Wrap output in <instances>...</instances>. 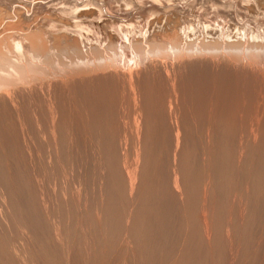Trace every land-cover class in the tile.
Listing matches in <instances>:
<instances>
[{
	"label": "rangeland",
	"instance_id": "rangeland-1",
	"mask_svg": "<svg viewBox=\"0 0 264 264\" xmlns=\"http://www.w3.org/2000/svg\"><path fill=\"white\" fill-rule=\"evenodd\" d=\"M254 1L0 0V264H264ZM120 67L141 68L136 96L99 74ZM126 164H140L133 189Z\"/></svg>",
	"mask_w": 264,
	"mask_h": 264
},
{
	"label": "bare ground",
	"instance_id": "bare-ground-1",
	"mask_svg": "<svg viewBox=\"0 0 264 264\" xmlns=\"http://www.w3.org/2000/svg\"><path fill=\"white\" fill-rule=\"evenodd\" d=\"M243 1H244V0H243ZM255 1H256V0H255ZM255 1H254V2H255ZM77 2H78V1H77ZM97 2H98V1H97ZM79 3H80V2H79ZM90 3H91V2H89V4H90ZM251 3H252V2H251ZM43 4H44V3H43ZM51 4H52V3H51ZM86 4H88V3H86ZM51 6H52V5H51ZM69 6H70V5H69ZM65 7H66V6H65ZM73 7H74V5H73ZM92 7H93V6H92ZM96 7H97V6H96ZM259 7H260V6H259ZM84 8H85V7H84ZM159 8H160V7H159ZM72 9H73V8H72ZM46 10H47V9H46ZM75 10H77V6L75 7ZM75 10H73V13H75V12H74ZM104 10H105V9H104ZM104 10H103V11H104ZM103 11H102V12H103ZM69 12H70V11H69ZM99 14H100V13H99ZM106 14H107V13H106ZM48 15H49V13H48ZM102 15H104V14H102ZM76 16H77V14H76ZM99 17H101V16H99ZM37 20H38V19H37ZM43 20H44V19H43ZM72 20H73V19H72ZM148 20H149V19H148ZM205 21H206V20H205ZM97 24H98V23H97ZM144 24H145V23H144ZM208 24H209V23H208ZM156 25H157V24H156ZM50 26H51V25H50ZM69 26H70V25H69ZM81 26H83V25H81ZM96 26H97V25H96ZM159 26H160V25H159ZM186 26H187V25H186ZM167 27H169V25H168ZM205 27H206V26H205ZM210 27H211V26H210ZM45 28H46V27H45ZM153 28H154V27H153ZM227 28H228V27H227ZM47 29H48V28H47ZM62 29H63V28H62ZM73 29H74V28H73ZM89 29H90V28H89ZM102 29H103V28H102ZM117 29H118V28H117ZM184 29H185V28H184ZM186 29H187V28H186ZM207 29H208V28H207ZM207 29H206V30H207ZM235 29H236V28H235ZM4 30H5V29H4ZM42 30H43V29H42ZM57 30H58V29H57ZM67 30H69V32H70V28H68ZM67 30H66V31H67ZM98 30H99V29H98ZM146 30H147V29H146ZM193 30H194V29H193ZM195 30H196V29H195ZM230 30H231V29H230ZM2 31H3V30H2ZM33 31H34V30H33ZM44 31H46V30H44ZM44 31H43V32H44ZM55 31H56V30H55ZM59 31H60V30H59ZM59 31H58V32H59ZM71 31H72V30H71ZM142 31H145V30H142ZM142 31H141V32H142ZM201 31H203V30H201ZM210 31H211V30H210ZM7 32H8V31H7ZM38 32H39V30H38ZM63 32H64V31H63ZM91 32H92V31H91ZM94 32H95V31H94ZM176 32H177V31H176ZM187 32H188V31H187ZM194 32H195V31H194ZM34 33H37V31H35ZM39 33H40V32H39ZM41 33H42V32H41ZM41 33H40V34H41ZM115 33H116V32H115ZM132 33H133V32H132ZM158 33H159V32H158ZM167 33H168V32H167ZM167 33H165V34H167ZM170 33H171V32H170ZM239 33H240V32H239ZM27 34H28V33H27ZM43 34H44V33H43ZM43 34H42V35H43ZM154 34H155V33H154ZM163 34H164V33H163ZM184 34H185V33H184ZM198 34H199V33H198ZM202 34H203V33H202ZM0 35H1V34H0ZM38 35H39V34H38ZM179 35H181V34H180V33H176V34L174 33L172 37H169L168 41H167V39L164 40V41H162L163 39H162V40L160 39V40H161L162 42H166L164 45H166V44L168 43V44H167V45H169L168 47H170V45H171V46H172L171 49H172V48H175V49H176V48H177L176 45L178 44V40H179V39H178V36H179ZM196 35H197V34H196ZM229 35H230V34H229ZM238 35H239V34H238ZM244 35H245V33H244ZM15 36H16V35H15ZM24 36H25V35H24ZM40 36H41V35H40ZM83 36H84V35H83ZM101 36H102V35H101ZM145 36H146V35H145ZM165 36H166V35H165ZM187 36H188V35H187ZM205 36H206V35H205ZM219 36H220V35H219ZM9 37H10V36H9ZM29 37H31V36H29ZM41 37H42V36H41ZM41 37H40V38H41ZM53 37H54V36H53ZM166 37H167V36H166ZM183 37H184V35H183ZM199 37H200V36H199ZM241 37H242V36H241ZM260 37H261V36H260ZM38 38H39V37H38ZM38 38H37V39H38ZM40 38L38 39V42H39ZM69 38H72V37H69ZM74 38H75V37H74ZM77 38H78V37H77ZM164 38H165V37H164ZM187 38H188V37H187ZM202 38H203V37H202ZM202 38H201V39H202ZM236 38H237V37H236ZM2 39H3V38H2ZM21 39H22V38H21ZM27 39H28V38H27ZM32 39H33V38H32ZM46 39H47V38H46ZM119 39H120V38H119ZM24 40H25V39H24ZM33 40H34V39H33ZM44 40H45V39H44ZM78 40H79V39H75L76 42H77ZM82 40H83V38H82ZM82 40H81V41H82ZM85 40H86V39H85ZM122 40H123V39H122ZM154 40H156V39H154ZM160 40H159V41H160ZM205 40H206V39H205ZM46 41H47V40H45V43H46ZM59 41H60V40H59ZM88 41H89V40H88ZM156 41H157V40H156ZM190 41H191V40H190ZM195 41H196V40H195ZM3 42H4V41H3ZM9 42H11V39H10ZM34 42H35V41H34ZM71 42H73V39H72ZM79 42H80V41H79ZM95 42H96V41H95ZM111 42H112V41H111ZM126 42H127V41H126ZM135 42H136V41H135ZM0 43H1V42H0ZM29 43H30V42H29ZM35 43H37V42H35ZM42 43H43V40H42ZM101 43H102V42H101ZM157 43H158V42H156L155 44H157ZM196 43H197V42H196ZM38 44H39V43H38ZM40 44H41V43H40ZM40 44H39V45H40ZM71 44H72V43H71ZM73 44L76 46L75 42H74ZM78 44H79V43H77V46H78ZM106 44H107V43H106ZM125 44H126V43H125ZM152 44H153V43H152ZM155 44H154V45H155ZM28 45H29V44H28ZM31 45H32V44H31ZM46 45H47V44H46ZM81 45H82V44H81ZM88 45H89V44H88ZM90 45H91V48H92V44H90ZM97 45H99V44H97ZM97 45H96V46H97ZM111 45H112V44H111ZM115 45H116V44H115ZM157 45H158V44H157ZM167 45H166V46H167ZM197 45H198V44H197ZM197 45H195V46H197ZM7 46H8V44H7ZM26 46H27V44H26ZM34 46H37V45H34ZM77 46H76V47H77ZM93 46H94V45H93ZM96 46H95V47H96ZM104 46H105V45H104ZM162 46H163V45H162ZM162 46H159V45L156 46V45H155V49H154V51L158 53V52H161V51L163 52V50H165V52H166V48H165V47H162ZM32 47H33V46H32ZM45 47H46V46H45ZM50 47H51V46H50ZM86 47H87V46H86ZM88 47H89V46H88ZM97 47H98V46H97ZM150 47H151V46H150ZM150 47H149V48H150ZM197 47H198V46H197ZM27 48H28V47H27ZM42 48H43V47H42ZM47 48H48V47H47ZM66 48H67V47H66ZM71 48H72V47H71ZM81 48H82V47H81ZM84 48H85V45H84ZM84 48H83V49H84ZM106 48H107V46H106ZM116 48H117V45H116ZM151 48H152V47H151ZM201 48H202V47H201ZM204 48L207 49V47H204ZM208 48H209V46H208ZM62 49H63V48H62ZM72 49H73V48H72ZM85 49L88 50V48H85ZM89 49H90V48H89ZM95 49H96V48H95ZM99 49H100V48H99ZM107 49H109V48H107ZM152 49H153V48H152ZM196 49H197V48H196ZM2 50H3V49H2ZM11 50H12V49H11ZM34 50H35V49H34ZM40 50H41V49H40ZM40 50H39V51H40ZM50 50H52V49H50ZM59 50H61V49H59ZM67 50H68V49H67ZM77 50H78V49H77ZM77 50H76V51H77ZM80 50H81V49H80ZM87 50H85V51L87 52ZM90 50H91V49H90ZM93 50H94V48H93ZM93 50H91V52H92ZM96 50H97V49H96ZM103 50H104V49H103ZM109 50H110V49H109ZM109 50H108V51H109ZM167 50H168V49H167ZM172 50L174 51V49H172ZM178 50H179V49H178ZM3 51H4V50H3ZM19 51H20V50H19ZM57 51H58V50H57ZM68 51H69V50H68ZM88 51H89V50H88ZM98 51H99V50H97V53H98ZM110 51H111V50H110ZM110 51H109V52H110ZM115 51H116V50H115ZM117 51H118V50H117ZM173 51H172V52H173ZM0 52H1V51H0ZM4 52H5V51H4ZM16 52H17V51H16ZM48 52H49V51H48ZM59 52H61V51H59ZM63 52H64V51H63ZM74 52H75V51H74ZM82 52H83V51H81V54H82ZM93 52H94V51H93ZM102 52H103V51H102ZM105 52H106V51H105ZM112 52H113V51H111V53H112ZM121 52H122V51H121ZM149 52H150V51H149ZM162 52H161V53H162ZM165 52H163V54H164ZM169 52H170V51H169ZM175 52L177 53V50H175ZM179 52H182V51H179ZM36 53H37V52H36ZM46 53H47V52H46ZM50 53H51V52H50ZM52 53H53V52H52ZM56 53H57V52H56ZM67 53H69V52H67ZM70 53H72V52H70ZM79 53H80V51H79ZM79 53H78V54H79ZM88 53H89V52H88ZM111 53H110V54H111ZM113 53H114V52H113ZM122 53H123V52H122ZM143 53H145V52H143ZM150 53H151V52H150ZM1 54H2V53H1ZM47 54H48V53H47ZM64 54H65V52H64ZM64 54H63V55H64ZM86 54H87V53H86ZM90 54H91V53H90ZM115 54H116V53H115ZM117 54H118V53H117ZM141 54H142V52H141ZM165 54H166V53H165ZM174 54H175V53H174ZM2 55H3V54H2ZM9 55H10V54H9ZM22 55H23V54H22ZM29 55H30V54H29ZM44 55H45V54H44ZM49 55H50V54H49ZM60 55H61V53H60ZM68 55H69V54H68ZM106 55H107V54H106ZM111 55H112V54H111ZM118 55H120V54H118ZM118 55H115V56H117L118 58H120ZM123 55H125V54H123ZM139 55H140V54H139ZM151 55H152V54H151ZM170 55H171V54H170ZM45 56H46V55H45ZM50 56H51V55H50ZM56 56H57V55H56ZM70 56H71V54H70ZM77 56H78V55H77ZM81 56H82V55H81ZM98 56H99V59L101 58V62H102V64H103V62H105V61H104V60H105V57H104L105 55H101V53H100V55H98ZM112 56H113V55H112ZM115 56H114V57H115ZM120 56H121V55H120ZM130 56H131V55H130ZM130 56H129V58H130ZM167 56H168V53H167ZM2 57H3V56H2ZM34 57H35V56H34ZM36 57H38V56H36ZM52 57H53V56H51V58H52ZM60 57H61V56H60ZM60 57H59V58H60ZM73 57H74V56H73ZM73 57H72V58H73ZM90 57H91V56H90ZM93 57H94V56H93ZM107 57H108V56H107ZM122 57H123V56H122ZM127 57H128V56H127ZM127 57H125V58H127ZM161 57H162V56H161ZM163 57H165V56H163ZM168 57H169V56H168ZM4 58H5V57H4ZM22 58H23V57H22ZM39 58H40V57H39ZM48 58H49V57H48ZM54 58H55V57H54ZM67 58H68V57H67ZM72 58H71V59H72ZM75 58H76V57H75ZM102 58H104V60H102ZM111 58H113V57H110V59H111ZM118 58H117V59H118ZM135 58H136V57H135ZM135 58H134V59H135ZM166 58H167V57H166ZM179 58H180V57H179ZM181 58H182V57H181ZM7 59H8V58H7ZM7 59H6V60H7ZM33 59H34V58H33ZM57 59H58V58H57ZM60 59H61V58H60ZM76 59H78V58H76ZM79 59H80V58H79ZM79 59L77 60V62L79 61ZM82 59H83V57H82ZM94 59H95V58L91 59L92 62H93ZM110 59L107 58V60H109V61H110ZM120 59H121V58H120ZM123 59H124V58H123ZM131 59H133L132 56H131ZM134 59H133V60H134ZM137 59H138V58H137ZM139 59H142V58H140V56H139ZM171 59H172V58H171ZM184 59H185V57H184ZM186 59H187V58H186ZM52 60H53V59H52ZM115 60H116V58H115ZM127 60H128V59H127ZM142 60H143V59H142ZM162 60H163V59H162ZM34 61H35V60H34ZM44 61H45V60H44ZM50 61H51V60H50ZM53 61H54V60H53ZM63 61H64V60H63ZM65 61H66V60H65ZM65 61H64V62H65ZM72 61H73V60H72ZM72 61H69V62H72ZM75 61H76V60H75ZM87 61H88V60H87ZM95 61H98V60H95ZM112 61H114V60L112 59ZM118 61H119V60H118ZM118 61H117V62H118ZM120 61H121V60H120ZM129 61H130V60H129ZM136 61H138V60H136ZM155 61H156V60H155ZM165 61H166V60H165ZM170 61H171V60H170ZM170 61H168V62H170ZM179 61H180V60H179ZM5 62H6V61H5ZM7 62H8V61H7ZM55 62H56V60H55ZM92 62L90 63V60H89V63H90V64H92ZM98 62H99V61H98ZM101 62H99V67H98V68L101 67V66H100V65H101ZM107 62H108V61H107ZM123 62L126 63V61H123ZM132 62H133V61H132ZM132 62H130V63H132ZM134 62H135V60H134ZM157 62L159 63L160 61H157ZM161 62H162V61H161ZM161 62H160V63H161ZM180 62H181V61H180ZM180 62H179V63H180ZM183 62H184V61H183ZM80 63L83 64V61H81ZM85 63H87V67H88V62H85V61H84V64H85ZM95 63H96L95 65H97V62H95ZM108 63H109V62H108ZM111 63H112V62H111ZM111 63H110V64H111ZM127 63H128V62H127ZM127 63H126V64H127ZM171 63H173V62H171ZM181 63H182V62H181ZM7 64H8V63H7ZM42 64H43V63H42ZM58 64H59V63H58ZM62 64H63V63H62ZM73 64H74V62H73L72 64L69 63V65L72 66L71 68L75 67V66H73ZM112 64H113V63H112ZM118 64H119V63H118ZM138 64H139V62H138ZM140 64H141V63H140ZM173 64H174V63H173ZM173 64H171V65H170V64H169V65H168V64H167V65L164 64V65H165V66H169V67H174L175 64H174V65H173ZM0 65H1V64H0ZM40 65H41V64H40ZM49 65H50V64H49ZM64 65H65V64H64ZM66 65H68V64H66ZM66 65H65V66H66ZM74 65H76V63H75ZM79 65H80V64H79ZM93 65H94V64H93ZM120 65H121V64H120ZM123 65H124V63H123ZM132 65H133V64H132ZM182 65H183V64H182ZM198 65H199V64H198ZM5 66H6V65H5ZM20 66H21V65H20ZM53 66H54V65H53ZM57 66H58V65H57ZM65 66H64V67H65ZM77 66H78V65H76V67H77ZM80 66H81V65H80ZM83 66H84V65H83ZM83 66H82L81 68H83ZM91 66H92V65H91ZM91 66H90V67H91ZM102 66H104V65H102ZM129 66H130V64H129ZM134 66H135V65H134ZM136 66H137V64H136ZM139 66H140V65H139ZM10 67H11V66H10ZM14 67H15V66H14ZM40 67H41V66H40ZM66 67H67V66H66ZM94 67H95V66H94ZM111 67H112V66H111ZM121 67H122V66H121ZM121 67H120V70H119V69H112V70H108V71H106V72H101V73L99 72V74L102 75V76H103V75H108V74H114L115 72H119V73L123 74V78H124L125 82L128 83V84L131 86V88H130V87H129V88L131 89L132 94H133L134 96H136V95H135V92H136V91H134V89H135V87H136V88L139 87V85H138V86L136 85L135 87H133V86H134V84L136 83V81L140 78L141 68H136V69H134V68H133V69H132V68L122 69ZM47 68H48V67H47ZM53 68H54V67H53ZM56 68H58V67H56ZM67 68H68V70H69L70 67H67ZM78 68H79V66H78ZM84 68H85V66H84ZM113 68H114V67H113ZM192 68H193V67H192ZM62 69H63V68H62ZM75 69H76V68H75ZM86 69H87V68H86ZM1 70H2V69H1ZM10 70H11V69H10ZM46 70H47V69H46ZM76 70H77V69H76ZM82 70H83V69H82ZM97 70H99V69H97ZM105 70H106V69H105ZM105 70H104V71H105ZM142 70H143V69H142ZM224 70H225V69H224ZM3 71H4V69H3ZM5 71H6V70H5ZM8 71H9V70H8ZM54 71H55V70H54ZM54 71H52V72H54ZM88 71H90V70H88ZM58 72H59V71H58ZM63 72H64V71H63ZM63 72H61V74H62ZM66 72H67V71H66ZM66 72H65V73H66ZM69 72H70V71H69ZM79 72H80V70H79ZM163 72H164V71H163ZM3 73H4V72H3ZM42 73H43V71H42ZM80 73H81V72H80ZM93 73H94V72H93ZM106 73H108V74H106ZM190 73H192V72H190ZM16 74H17V73H16ZM37 74H38V73H37ZM61 74H60L59 76H61ZM68 74H69V73H68ZM70 74H72V73H70ZM97 74H98V73H97ZM154 74H155V73H154ZM45 75H46V74H45ZM50 75H51V74H50ZM52 75H53V74H52ZM65 75H66V74H65ZM65 75H63V76H65ZM72 75H73V74H72ZM77 75H78V73H77ZM79 75H80V74H79ZM83 75H84V74H83ZM90 75H91V74H90ZM12 76H13V75H12ZM37 76H38V75H37ZM66 76H67V75H66ZM70 76H71V75H70ZM70 76H69V78H71ZM85 76H86V74H85ZM85 76H83V77H85ZM97 76H98V75H97ZM102 76H101V77H102ZM188 76H189V75H188ZM3 77H4V76H3ZM39 77H40V76H39ZM79 77H80V76H79ZM91 77H92V76H91ZM67 78H68V76H67ZM69 78H68L67 80H69ZM77 78H78V77H77ZM80 78H82V77H80ZM87 78H88V77H87ZM89 78H90V77H89ZM93 78H94V77H93ZM143 78H144V77H143ZM168 78H169V77H168ZM178 78H179V77H178ZM49 79H50V78H49ZM60 79H61V78H60ZM72 79H73V76H72ZM72 79H71V80H72ZM84 79H85V78H84ZM149 79H150V78H149ZM51 80H52V79H51ZM63 80H64V79H63ZM65 80H66V79H65ZM77 80H78V79H77ZM81 80H82V79H81ZM155 80H156V79H155ZM169 80H170V79H169ZM69 81H70V80H69ZM78 81H79V80H78ZM2 82H3V81H2ZM45 82H46V81H45ZM52 82H53V81H52ZM52 82H51V83H52ZM54 82H55V81H54ZM137 82H138V81H137ZM56 83H58V82H56ZM60 83H61V82H60ZM74 83H75V82H74ZM42 84H43V83H42ZM62 84H63V82H62ZM137 84H138V83H137ZM9 85H10V84H9ZM45 85H46V84H45ZM237 85H238V84H237ZM3 86H4V85H3ZM40 86H41V85H40ZM43 87H44V86H43ZM6 88H7V87H6ZM39 88H40V87H39ZM39 88H38V89H39ZM181 88H182V87H181ZM206 89H207V88H206ZM21 90H23V89H21ZM137 90H138V88H137ZM129 91H130V90H129ZM131 91H130V92H131ZM179 91H180V90H179ZM194 91H195V90H194ZM174 92H175V90H174ZM128 93H129V92H128ZM167 93H168V92H167ZM130 94H131V93H130ZM183 95H184V94H183ZM134 96H133V97H134ZM139 96H140V95H139ZM174 97H175V96H174ZM187 98H188V97H187ZM129 99H130V98H129ZM131 99H132V98H131ZM141 99H142V98H141ZM50 100H51V99H50ZM175 100H176V99H175ZM140 101H141V100H140ZM171 101H172V100H171ZM177 101H178V100H177ZM127 102H128V101H127ZM131 103H132V102H131ZM141 103H142V102H141ZM172 103H173V102H172ZM172 103H171V105H172ZM174 103H175V101H174ZM48 104H49V103H48ZM136 104H137V102H136ZM186 104H187V103H186ZM149 105H150V104H149ZM49 106H50V105H49ZM134 106H135V105H134ZM78 107H79V106H78ZM136 107H137V105L135 106V108H136ZM169 107H170V106H169ZM174 107H175V106H174ZM51 108H52V107H51ZM51 108H50V109H51ZM137 108H138V107H137ZM137 108H136V109H137ZM172 108H173V107H172ZM175 108H176V107H175ZM201 108H202V107H201ZM48 109H49V107H48ZM50 109H49V110H50ZM52 109H53V108H52ZM54 109H55V108H54ZM139 109H140V108H138L137 110H139ZM43 110H44V109H43ZM34 111H35V110H34ZM175 111H176V110H175ZM49 112H50V111H49ZM136 112H137V114H138V111H136ZM139 112H140V110H139ZM168 112H169V111H168ZM50 113H51V112H50ZM50 113H49V114H50ZM140 113H141V112H140ZM170 113H171V112H170ZM173 113H174V112H173ZM176 113H177V112H176ZM232 113H233V112H232ZM38 114H39V113L37 112V115H38ZM49 114H48V115H49ZM51 114H52V113H51ZM53 114H54V113H53ZM139 115H140V117L142 118V114H139ZM171 115H172V114H171ZM171 115H170V116H171ZM49 116H50V115H49ZM51 116H52V115H51ZM51 116H50L49 118L54 117V116H52V117H51ZM170 116H169V117H170ZM175 116H177V115H175ZM46 117H47V116H46ZM137 117H138V119H139V116H137ZM35 118H36V117H35ZM42 118H43V117H42ZM172 118H174V117H172ZM54 119H55V118H54ZM134 119H135V117H134ZM142 119H143V118H142ZM176 119H177V118H176ZM52 120H53V118H52ZM55 120H56V119H55ZM139 120H140V119H139ZM173 120H174V119H173ZM173 120H172V121H173ZM53 121H54V120H53ZM174 121H175V120H174ZM55 122H56V121H55ZM50 123H53V122H50ZM134 125H135V124H134ZM36 127H37V126H36ZM46 127H47V126H46ZM137 127H139V126H137ZM51 128H52V127H51ZM135 129H136V128H135ZM53 130H54V129H53ZM136 131H137V130H136ZM175 131H176V130H175ZM176 132H177V131H176ZM141 133H142V132H139V135H140ZM135 134L138 136L137 133H135ZM141 135H142V134H141ZM54 136H55V135H54ZM176 136H177V135L175 134V137H176ZM178 136H179V135H178ZM138 137H139V136H138ZM138 137H137V138H138ZM176 138H177L176 140L178 141L179 137H176ZM54 139H55V138H54ZM137 140H138V139H137ZM179 140H180V139H179ZM68 143H69V142H68ZM176 143H177V142H176ZM129 149H130V148H129ZM176 151H177V149H176ZM127 161H128V160H127ZM126 165H127V164H126ZM139 165H140V164H138V165H137V164H136V165L129 164V165H127V168H125V169H126V171H125V172H126V176L128 177V179H127V180L125 179V181H127L126 183L128 184V186H129L131 189H133V187H136V186L138 187L139 185H141V184H140V183L142 182V181H140V180H141V177H140V176H141V169L139 168ZM64 168H65V167H64ZM125 169H124V170H125ZM142 171H143V170H142ZM67 174H68V173H67ZM69 175H70V174H69ZM71 175H72V174H71ZM71 175H70V176H71ZM175 175H176V174H175ZM139 178H140V180H139ZM176 178H177V175H176ZM174 180H175V182H174L173 184H177V181H176L175 177H174ZM72 182H73V181H72ZM139 182H140V183H139ZM41 184H42V183H41ZM137 184H138V185H137ZM43 185H44V184H43ZM46 185H47V184H46ZM44 186H45V185H44ZM177 186H178V185H177ZM174 187H175V186H174ZM134 189H135V188H134ZM136 189H137V188H136ZM136 189H135V190H136ZM138 189H139V188H138ZM135 190H134V191H135ZM44 191H45V190H44ZM139 191H140V190H139ZM132 192H133V191H132ZM132 192H131V193H132ZM133 194H134V193H133ZM42 195H43V194H42ZM134 196H136V191H135V195H134ZM133 199H134V198H133ZM251 199H252V198H251ZM134 201H135V200H134ZM130 212H131V211H130ZM131 213H132V212H131ZM206 214H207V213H206ZM208 214H209V213H208ZM131 216H133V215H131ZM207 217H208V216H207ZM83 218H84V217H83ZM83 218H82V219H83ZM90 218H92V217H90ZM133 218H134V217H133ZM86 219H87V218H86ZM131 219H132V218H131ZM185 219H186V218H185ZM91 220H92V219H91ZM204 220H205V219H204ZM92 221H93V220H92ZM126 221H127V216H126ZM128 221H129V218H128ZM86 222H87V221H86ZM129 222H130V221H129ZM131 222H132V220H131ZM131 222H130V223H131ZM98 223H99V222H98ZM128 224H129V223H128ZM210 224H212V223H210ZM210 224H209V225H210ZM224 228H225V227H224ZM214 229H215V228H214ZM255 229H256V228H255ZM59 230H60V229H59ZM201 230H202V229H201ZM206 230H208V229H206ZM210 230H211V229H210ZM210 230H209V231H210ZM213 232H215V231H213ZM206 234H207V233H206ZM208 234H209V233H208ZM210 234H211V233H210ZM206 236H207V235H206ZM210 239H211V238H210ZM222 241H223V240H222ZM209 243H210V241H209ZM85 245H86V244H85ZM65 250H66V249H65ZM249 260H250V259H249Z\"/></svg>",
	"mask_w": 264,
	"mask_h": 264
}]
</instances>
